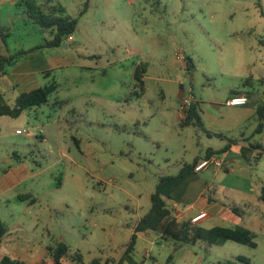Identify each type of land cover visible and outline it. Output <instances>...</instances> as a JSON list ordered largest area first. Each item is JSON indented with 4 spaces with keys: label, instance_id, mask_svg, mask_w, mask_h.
Here are the masks:
<instances>
[{
    "label": "rangeland",
    "instance_id": "374dc122",
    "mask_svg": "<svg viewBox=\"0 0 264 264\" xmlns=\"http://www.w3.org/2000/svg\"><path fill=\"white\" fill-rule=\"evenodd\" d=\"M26 1L33 0H0V61L8 60L0 88L14 84L18 61L39 70L30 90L56 89L47 103L0 117V219L8 227L19 220L37 240L80 249L86 263L116 256L157 187L218 143L208 142L196 118L183 124V99L193 96L196 112L212 111L211 102L224 104L246 87L252 105L261 104L264 0H35L45 14L77 20L74 40L66 36L57 48L44 47L52 35ZM179 54L189 68L171 69ZM59 60L64 66L55 68ZM137 69L147 72L141 81ZM253 123L244 125L246 136ZM255 157L254 173L245 175L264 180V152ZM253 241L159 239L143 245L138 259L147 248L157 260L149 264H236L238 257L264 264V234Z\"/></svg>",
    "mask_w": 264,
    "mask_h": 264
},
{
    "label": "crops",
    "instance_id": "0c3cea01",
    "mask_svg": "<svg viewBox=\"0 0 264 264\" xmlns=\"http://www.w3.org/2000/svg\"><path fill=\"white\" fill-rule=\"evenodd\" d=\"M15 64L14 70L10 74L14 84L9 83L6 87L0 88V98L6 103L10 102L7 96H13L12 102L16 100L17 96L21 94L18 90L21 85L28 87L26 89L28 92L34 90H30V87L35 83V74L39 72L38 69H30L28 65L26 66V62L20 63L17 61ZM190 64V59L183 54H179L170 67L171 69L182 70L189 68ZM54 66L55 68H59L64 65L59 60ZM48 71L51 73L52 69L45 70L46 75L49 74L47 73ZM145 74H143V77ZM4 77H8V74H0V79H4ZM245 89L246 87L232 90L224 104L219 101L211 102L212 111L207 108L205 110L199 108L196 112L199 118L198 123L202 126L201 129H204L208 135V142L216 140L218 143L215 145L208 144L204 152L196 156L189 165L206 158L207 151L213 150L215 152L214 155H220L226 159V166L223 168H209L198 173L191 169V171L186 172L180 178L163 182L160 186V191L164 197L168 195L173 197V201L167 203L171 215L178 222L191 223L193 217L206 213V216L199 222L191 224L207 230L215 227H243L250 231L253 241L255 240V233L258 231L264 234V202L261 199L264 180L257 181L252 176H246L245 173L248 170H253L254 173L252 163L255 160V154L257 155V152H259L261 157L263 153L261 150L253 149L251 145H261L260 142H257L255 128L256 124L258 125L257 109L260 105L264 104V97L261 99V104L254 107L252 105L251 94ZM240 95L248 98L249 102L246 105H227L229 99ZM191 107L195 108L194 104ZM182 112V122L184 125H187L184 121L187 112L184 111L183 106ZM251 120L254 123L250 129L248 128V135L246 136L244 125L248 124ZM263 131L264 121H262V134ZM239 135L240 138L238 137ZM246 138L250 140L246 141ZM227 146L228 148L225 150ZM262 147L264 148V145ZM209 170L212 171L209 172ZM211 174H213L211 176L213 179L210 177ZM143 217H139L135 222L129 234V240L120 254H116V256H100L94 259H100L102 263L107 260L114 261V263L109 264H116L121 259L123 260V264H149L151 260L156 262L157 260L153 258L150 250L147 248H144L146 256H143V259H138L142 246H153L159 239L167 242L173 240L165 239L161 234L154 231L138 233L134 255H125L126 246L135 232L137 223ZM21 227L22 225L19 223V220L14 226L8 227V233L2 239V242H0V262L4 256L8 255L14 259H20L27 264H55L53 257L49 254L48 248H54L56 245L48 244L46 240H37L28 231L22 230ZM152 232L157 234L154 238L151 235ZM77 251L81 252L80 249L71 251L69 248V259L65 260L64 264H89L94 260L92 259L87 263L84 259L83 262H73L71 257Z\"/></svg>",
    "mask_w": 264,
    "mask_h": 264
},
{
    "label": "trees",
    "instance_id": "16d2710c",
    "mask_svg": "<svg viewBox=\"0 0 264 264\" xmlns=\"http://www.w3.org/2000/svg\"><path fill=\"white\" fill-rule=\"evenodd\" d=\"M52 0H48V3ZM26 5L29 8L30 17H32L36 23H38L43 32H50L52 39L46 41L44 47L57 48L64 44V38L69 35H73L77 27V20L70 17H62L58 15H49L36 4V1H26ZM54 12H63V9L59 5H52ZM8 62L6 58H1L0 74L5 73L4 63ZM48 71L47 73H49ZM144 72L137 69L135 78L141 81V77ZM56 89L54 85L39 87L29 92L21 93L17 96L15 102L10 105L0 98V117L9 116L12 118L19 117L25 110L41 106L48 102L49 96ZM258 111V125L256 132H261L262 121H264V104L260 105ZM185 122L190 123L196 118V123L199 122V118L196 114L195 108L190 107L186 111ZM233 142V141H231ZM255 150H261L264 152V148L261 145H251ZM228 146L225 148V150ZM206 157L214 155L213 150H208ZM216 155V154H215ZM260 153L257 152V157ZM255 157V158H257ZM196 164V163H195ZM185 166L177 177H169V179H177L183 176L186 172L194 169V165ZM261 199L264 202V186L262 189ZM154 231L162 235L165 239H171L175 242H184L195 244L199 240L208 241L210 244H222L226 241H235L241 244L254 246L252 236L249 230L243 227L224 228L215 227L207 230L204 228L196 227L188 222L180 223L171 215V211L168 208V203L160 191V185L157 187L156 192L151 196V207L147 214L137 223L135 232L130 238L129 243L126 246L125 255L132 256L136 249L138 233ZM8 233V226L0 219V242ZM49 254L53 257L55 264H64V261L69 259V247L64 243H57L54 248H48ZM73 262H83V255L80 251H77L74 256L71 257ZM236 264H252L251 261L245 257H238ZM114 261L107 260L102 263L100 259H94L89 264H109ZM0 264H27L20 259H14L8 255L1 259ZM116 264H123L121 259Z\"/></svg>",
    "mask_w": 264,
    "mask_h": 264
},
{
    "label": "built area",
    "instance_id": "2783aa9c",
    "mask_svg": "<svg viewBox=\"0 0 264 264\" xmlns=\"http://www.w3.org/2000/svg\"><path fill=\"white\" fill-rule=\"evenodd\" d=\"M67 40L69 42L74 40L73 35H69L67 36ZM249 102L248 98L244 95H240V96H234L231 99H229L227 101V105L230 106H244ZM193 104V96H188L187 98H184L182 101V106L184 111L186 112L188 109H190V107ZM26 136L28 137H32L35 136V134L30 130L27 129L26 132L24 133ZM227 164L226 159L223 156L220 155H212L210 157H206L204 159H201L199 162H197L194 165V169L193 171L198 173L201 171H204L206 169H209L211 167L213 168H223L225 167ZM206 216V213H201L199 215H197L196 217H193L191 219V223L195 224L197 222H199L202 218H204Z\"/></svg>",
    "mask_w": 264,
    "mask_h": 264
},
{
    "label": "water",
    "instance_id": "95a60500",
    "mask_svg": "<svg viewBox=\"0 0 264 264\" xmlns=\"http://www.w3.org/2000/svg\"><path fill=\"white\" fill-rule=\"evenodd\" d=\"M63 47H65V46H63Z\"/></svg>",
    "mask_w": 264,
    "mask_h": 264
}]
</instances>
